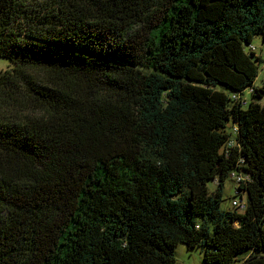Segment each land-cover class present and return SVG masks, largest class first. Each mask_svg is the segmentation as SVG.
<instances>
[{
    "label": "trees",
    "instance_id": "16d2710c",
    "mask_svg": "<svg viewBox=\"0 0 264 264\" xmlns=\"http://www.w3.org/2000/svg\"><path fill=\"white\" fill-rule=\"evenodd\" d=\"M260 36L264 0H0V264H264Z\"/></svg>",
    "mask_w": 264,
    "mask_h": 264
},
{
    "label": "rangeland",
    "instance_id": "374dc122",
    "mask_svg": "<svg viewBox=\"0 0 264 264\" xmlns=\"http://www.w3.org/2000/svg\"><path fill=\"white\" fill-rule=\"evenodd\" d=\"M251 46L255 48V57L260 58L261 60L259 64L258 77L254 84L255 88L260 89L264 86V38L262 36L256 37L252 42ZM246 51L248 53L250 52L248 48L246 49ZM11 68H13V65L9 60L0 58V73L5 72ZM216 90L230 95L229 91L222 86H218ZM234 184H232L230 181H227L224 186V197L221 206V209L223 211H233L232 202L234 201V199H236ZM207 186L210 191H215L216 189V186L212 181L209 182ZM175 257L176 264H203L200 249H194L189 251L184 245H179L175 251Z\"/></svg>",
    "mask_w": 264,
    "mask_h": 264
}]
</instances>
